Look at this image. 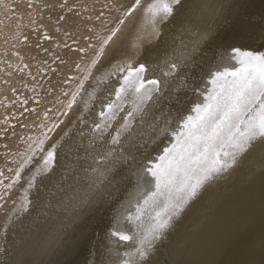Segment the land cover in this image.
<instances>
[{"label": "bare ground", "instance_id": "6f19581e", "mask_svg": "<svg viewBox=\"0 0 264 264\" xmlns=\"http://www.w3.org/2000/svg\"><path fill=\"white\" fill-rule=\"evenodd\" d=\"M151 2L141 0L120 26L116 44L106 49L92 70L95 79L85 81L83 69L99 47L97 36L107 35L135 0H33L32 6L28 0H0V168L5 175L10 176L7 167H13L6 166V154L10 161L9 153L24 151L28 136L60 121L49 135L52 140L70 135L84 150L85 165L110 148L117 161L116 171L93 193L92 203L68 226L64 242L51 249L42 247L59 221L40 222L33 213L0 236L4 250L0 264H123L125 260L140 264L136 249L140 234L151 223V210L139 221L136 217L156 190L147 168L159 163L158 158L176 143L186 118L195 117L193 109L206 102L214 73L239 68L235 60H222V52L234 48L264 52V0H231V7L226 0H182L183 6L160 25L159 39L140 32L143 9ZM133 43L141 44L139 50L131 47ZM89 44L94 47L87 48ZM81 47L86 53L78 51ZM174 50L185 58L174 75L164 77L161 69ZM125 53L132 54L133 66H148L146 79L155 77L163 83L144 118H136L131 135L114 147L110 139L131 109V96L102 139L93 129L106 105L115 101L122 81L119 74L105 82L101 77ZM81 82L84 87L77 92ZM74 93L76 101L68 109ZM44 195L42 190L38 206ZM117 228L132 240L112 236ZM22 237L28 238L24 247L19 244ZM143 264H264V150L254 152L174 220Z\"/></svg>", "mask_w": 264, "mask_h": 264}, {"label": "snow or ice", "instance_id": "6c2138e0", "mask_svg": "<svg viewBox=\"0 0 264 264\" xmlns=\"http://www.w3.org/2000/svg\"><path fill=\"white\" fill-rule=\"evenodd\" d=\"M32 2L28 0L29 6H32ZM140 5L141 0H135L107 35L97 36L99 47L94 48L93 58L83 69L85 81L90 77L95 79L92 70L105 56L106 49L116 44L120 26ZM182 6V0H152L143 9L144 27L140 32H148L151 38L159 39L160 25ZM226 6L231 7V0H226ZM60 19L65 17L61 16ZM88 31L92 32L93 29L89 28ZM201 36L203 38V34ZM141 38L138 34L137 40ZM44 39H49V36L45 34ZM93 47L92 44L87 45V48ZM131 47L139 50L141 44L133 43ZM78 51L86 53L87 49L81 47ZM184 58L185 54L174 50L165 59L161 74L164 77L174 75ZM220 58L235 60L239 68L235 71L226 68L214 73L211 81L213 89L206 102L193 109L195 117L186 118L176 143L158 158L159 163L147 168L155 180L156 190L145 199L144 207L136 217L139 221L151 210V223L140 234L136 249L140 264L149 258L156 244L173 227L174 220L180 219L190 205L218 181L242 167L245 160L258 149L264 150V52L234 48L222 52ZM76 67L80 69L79 64ZM110 68L100 82H105L113 74L121 75L122 81L115 90V101L107 104L99 114L100 122L95 124L93 131L102 139L117 112L123 111L122 105L131 96V109L110 139V144L115 147L122 143L125 136L131 135L136 118L143 119L147 114L148 105L161 92L163 82L155 77L146 79L148 66L144 63L133 66L132 54L121 55L111 62ZM83 87L81 82L77 92ZM76 96L77 93H74L68 109L72 108ZM44 119H47V114ZM60 123L53 124L39 135L28 136L24 141V151L9 153L12 156L10 161L7 160L8 154L5 155L6 166L11 164L13 167H7L10 176H6L4 168H0V216L3 217L0 236H6L9 228H14L24 217L35 213L34 218L40 222L59 221L42 247L51 249L54 244H61L68 235V226L76 223L84 208L92 203L93 193L108 180L110 173L116 171L114 148L92 156V163L85 165L84 150L70 135L65 133L62 135L66 138L52 140L49 133L59 128ZM42 190L45 195L38 206ZM14 191L17 192L15 198L9 200ZM111 235L125 242L132 240L131 236L118 228ZM27 242L28 238L22 237L19 244L24 247ZM123 264L131 262L125 260Z\"/></svg>", "mask_w": 264, "mask_h": 264}]
</instances>
